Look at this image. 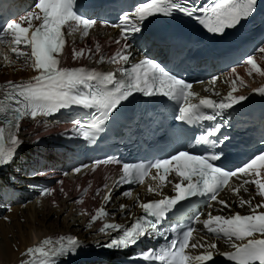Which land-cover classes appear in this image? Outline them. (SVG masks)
Listing matches in <instances>:
<instances>
[{
    "label": "snow or ice",
    "instance_id": "1",
    "mask_svg": "<svg viewBox=\"0 0 264 264\" xmlns=\"http://www.w3.org/2000/svg\"><path fill=\"white\" fill-rule=\"evenodd\" d=\"M257 0H213L207 7L187 5L184 0H146L135 6L134 12L124 13L118 24L112 25L119 29L120 38L115 41L121 45L114 55L108 58L109 63L128 65L131 60L130 36L142 31L144 22L155 16L172 17L182 13L189 18H195L211 33L222 34L225 29L233 28L243 19L250 17L255 9ZM99 22L86 18L77 10V0H38L32 10L12 19L0 26V44L9 48L12 57L3 55L4 66L14 65L21 61L23 66L30 67L37 74L28 80H7L0 83V166L13 162L18 148L24 143L19 138L21 121L25 118L37 120L38 117H49L61 109L72 106L90 111L93 122L83 124L73 121L75 129L84 139L90 140L102 131L103 125L110 120L115 111L134 93H141L145 97H166L179 104L176 119L199 123L200 121H216L217 117L245 101V95H235L243 80L237 76L232 80V87L226 96L219 100L208 96H201L193 91V85L165 70L160 64L147 57L130 63V68L121 67L120 77L114 72H101L95 68L85 66L68 67L62 59L66 46V36L80 39L89 37L90 30ZM105 26H107L105 24ZM123 41V43H121ZM75 40H73V45ZM264 54V47L259 49ZM105 62L101 54V46L96 42L95 48H72V60H95ZM245 64L250 66L249 75L253 72L264 76L262 69L254 56H248ZM235 72V69H233ZM216 83L214 78L212 84ZM207 91V89H206ZM264 95V86L253 90ZM215 95L219 96L217 92ZM210 110L212 114H206ZM222 124L217 123L194 138L195 145L200 151L183 150L169 158L157 159L150 163H123L120 167L118 180L112 187L104 185L103 200L111 201L113 188L123 184H144L149 177L153 184H149L147 192L155 194L159 199L141 202L137 198V205L142 215L134 216L130 226L120 223H104L99 229L107 234L109 230L117 233L104 245L109 249H128L137 245L142 238L159 236L166 240V245L159 249H149L142 253V258L153 264H215L214 255H221L233 264H264V153L256 155L249 162L236 169H226L219 165L227 157L230 138L218 133ZM111 158L97 160L92 166L111 164ZM119 164V161H115ZM87 167V166H84ZM155 174L151 175L152 170ZM81 172V168L74 170ZM174 173L179 182L168 179ZM244 178L238 186H232L233 178ZM186 182V183H185ZM62 183V182H61ZM245 185H253L256 195L261 198L260 203H253L256 197L244 199L240 190L245 192ZM171 186L174 195L164 194V188ZM228 190L238 197L239 207L247 205L248 214L235 212L230 215H213L207 213L205 219L196 214L191 219L194 223L202 224L207 233L217 239H224L233 249L219 252L217 243L202 237L194 236L196 229L166 225L165 221L173 210L179 212L180 202L192 197H205L210 202L222 206L219 211L230 210L231 204L219 198L222 191ZM63 192V189L61 188ZM88 189H84L86 193ZM51 189H44L41 195H51ZM96 196L101 195L97 189ZM125 197H131L130 191L124 192ZM76 203H83L77 200ZM208 207H212L209 203ZM128 206L121 204L119 209L125 212ZM82 215H88L85 210ZM109 212L100 207L90 215L92 223L107 217ZM171 236V238H170ZM239 241V243H237ZM82 247L75 236H59L55 241L48 237L37 246L28 247L22 256L20 264H56L57 257L78 254ZM202 249L198 254L195 250Z\"/></svg>",
    "mask_w": 264,
    "mask_h": 264
},
{
    "label": "bare ground",
    "instance_id": "2",
    "mask_svg": "<svg viewBox=\"0 0 264 264\" xmlns=\"http://www.w3.org/2000/svg\"><path fill=\"white\" fill-rule=\"evenodd\" d=\"M137 34V33H136ZM132 35L135 37V35ZM107 36V34H106ZM76 43L73 45V42H68L65 47L66 55L63 56L65 64L76 65L79 63H97L96 60L99 59V55L96 56L95 60L88 59H79L77 61L72 60V48L75 46L77 49L84 47L95 48L96 42H99L102 50L107 47L106 38H100L98 32L90 33L89 37L84 39H80V36H75ZM143 41H136L137 47L143 46ZM261 60L260 64H258L262 69L264 68V55L259 54ZM5 64L0 65V81L6 82L7 80L20 81V80H28L32 76L37 73L33 71L30 67L26 68L23 66L21 61L15 62V70L12 68L14 65L4 66ZM247 73L251 70L249 66L245 67ZM253 77L251 78L248 88L251 89L259 83L264 81V76H260L258 73L253 72ZM34 126H30L27 130H25L24 135L33 140L36 137H40L48 132L51 125L54 123L44 122L37 124L33 123ZM31 142H25V146L30 147ZM23 158H20L17 163L10 168L9 174L6 178V183L4 188L8 187H19L18 180H22L20 173V164L22 163ZM48 165L51 168L61 169L60 163L56 161H49ZM109 170H113V167L108 168H100L98 170V176L96 177V181L94 184H99L101 178H106L110 172ZM73 172V171H71ZM94 174L91 173L90 177ZM51 176V175H50ZM48 179V178H47ZM52 179V176H51ZM56 179H62L61 182L65 183L62 196L57 199H52L50 195H41L42 190H44L40 184L37 182L31 183L33 187H35L39 193L37 198H30L28 201V205L15 207L9 211L6 215L7 221L0 220V264H20L21 259H26L27 257L22 256V253L26 251L28 247L37 246L41 243L42 240L51 237L53 241H55L59 236H76L80 239L84 244L88 246H92L93 244H98L97 241L103 240L104 238L110 236L111 231L107 234L101 233L99 229L101 226V221L97 223L89 222L90 215L92 214V210L89 205L88 208L84 203H76L71 196V193L76 190L83 188L86 184L87 178H81L79 175L69 174L67 176L57 175ZM112 180L111 183H113ZM231 184V183H230ZM88 185L90 186V182L88 181ZM111 186V185H110ZM155 186V185H153ZM232 186H238V183L234 181ZM248 191L245 192L243 189L240 190V196L244 199H250L252 197H256L253 203H260L261 198L256 195V191L253 185H247ZM116 192V191H115ZM166 192V190H164ZM119 193V192H116ZM76 194V192H75ZM74 194V195H75ZM153 194H151L152 196ZM121 199V197H116L117 199ZM226 198H228L229 203L231 204V209L236 210L240 214L248 213L249 209L247 205L241 208L239 207L238 197L233 195L230 191L227 190ZM130 205L131 201L127 199H123L120 203ZM134 212L139 210L138 205H131ZM222 207L215 204L214 208L211 210L213 215H230L232 213L228 212V209L224 211H219ZM87 211L88 215H82V211ZM264 210V209H261ZM206 218V217H205ZM203 218V219H205ZM88 219V220H87ZM88 221V223H87ZM200 225L199 232L203 231ZM210 241L218 242L217 239L209 238ZM81 242V244H82ZM223 245H226L223 242ZM221 244H219V249H221ZM93 251V250H88ZM203 251L202 249L195 250L193 254H198ZM82 255L81 252L75 254V258H80Z\"/></svg>",
    "mask_w": 264,
    "mask_h": 264
},
{
    "label": "rangeland",
    "instance_id": "3",
    "mask_svg": "<svg viewBox=\"0 0 264 264\" xmlns=\"http://www.w3.org/2000/svg\"><path fill=\"white\" fill-rule=\"evenodd\" d=\"M88 186H89V185H88ZM72 194H73V193H72ZM85 206L87 207V205H85ZM8 213H9V212H8ZM8 213H7V214H8ZM7 214H6V215H7ZM6 215H5V216L2 218V220H4V218L6 217ZM0 220H1V219H0ZM4 221H5L6 223H9V221H7V219H6V218H5V220H4Z\"/></svg>",
    "mask_w": 264,
    "mask_h": 264
}]
</instances>
